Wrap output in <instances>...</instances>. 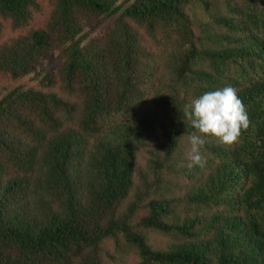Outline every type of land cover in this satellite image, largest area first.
I'll list each match as a JSON object with an SVG mask.
<instances>
[{
	"label": "trees",
	"instance_id": "16d2710c",
	"mask_svg": "<svg viewBox=\"0 0 264 264\" xmlns=\"http://www.w3.org/2000/svg\"><path fill=\"white\" fill-rule=\"evenodd\" d=\"M0 264H264V0H0Z\"/></svg>",
	"mask_w": 264,
	"mask_h": 264
},
{
	"label": "clouds",
	"instance_id": "9594fccd",
	"mask_svg": "<svg viewBox=\"0 0 264 264\" xmlns=\"http://www.w3.org/2000/svg\"><path fill=\"white\" fill-rule=\"evenodd\" d=\"M187 124L195 129L189 136L188 167H204L206 159L201 149L207 143L205 137H214L220 144H239L251 120L246 106L236 88L226 86L208 91L192 99L183 110Z\"/></svg>",
	"mask_w": 264,
	"mask_h": 264
}]
</instances>
